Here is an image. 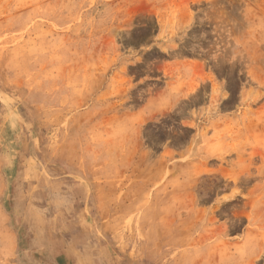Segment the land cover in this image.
<instances>
[{
    "label": "rangeland",
    "instance_id": "obj_1",
    "mask_svg": "<svg viewBox=\"0 0 264 264\" xmlns=\"http://www.w3.org/2000/svg\"><path fill=\"white\" fill-rule=\"evenodd\" d=\"M0 264H264V0H0Z\"/></svg>",
    "mask_w": 264,
    "mask_h": 264
}]
</instances>
